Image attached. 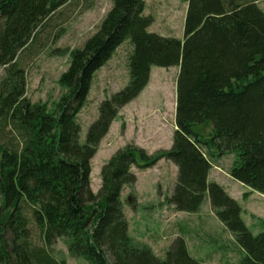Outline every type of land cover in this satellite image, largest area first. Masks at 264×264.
Masks as SVG:
<instances>
[{"label":"trees","instance_id":"obj_1","mask_svg":"<svg viewBox=\"0 0 264 264\" xmlns=\"http://www.w3.org/2000/svg\"><path fill=\"white\" fill-rule=\"evenodd\" d=\"M72 0H0V264H66L51 250L65 239L74 257L90 264H202L179 237L164 260L136 244L121 199L137 177L132 167L172 162L177 183L168 203L197 213L209 195L220 222L246 256L264 264V233L254 236L242 208L210 181L214 162L235 155L229 175L264 196V10L260 0H185L184 37L150 33L145 0H113L111 10L82 49L71 53L59 84L65 90L52 110L26 106L23 55L53 16ZM129 41L130 81L103 101L98 119L80 142L78 115L95 73ZM153 67H179L175 134L170 150L153 156L128 145L101 170V188L90 185L91 160L119 112L148 86ZM211 126L210 139L198 127ZM11 128L18 144L2 143ZM31 222L43 246H35Z\"/></svg>","mask_w":264,"mask_h":264},{"label":"rangeland","instance_id":"obj_2","mask_svg":"<svg viewBox=\"0 0 264 264\" xmlns=\"http://www.w3.org/2000/svg\"><path fill=\"white\" fill-rule=\"evenodd\" d=\"M244 1V0H243ZM185 0H145V15L154 23L150 33L183 39L186 16ZM113 0H72L59 10L46 25L33 47L23 55L26 73V106L46 104L52 110L65 90L61 75L69 68L71 53L82 49L97 32L111 10ZM264 10V0L258 2ZM133 45L126 41L118 47L94 75L87 101L78 115L80 142L86 140L90 126L98 119L103 101L123 90L130 81L129 58ZM179 67H153L148 86L137 99L125 106L113 122L109 133L91 160L90 185L93 193L101 188V170L120 149L135 145L153 156L170 150L176 130L177 80ZM5 68L0 67V81ZM202 138L210 139L212 127H198ZM2 143L18 144L11 128L1 134ZM235 160L230 154L214 162L210 180L222 186L242 208V218L254 236L264 233V196L234 180L229 171ZM137 181L123 188L121 199L129 224V236L141 246H148L164 260L179 237L186 242L188 252L202 264H241L246 256L235 235L218 219L211 207L209 195L197 213L177 212L168 203L177 183L176 166L162 159L150 168L132 167ZM0 196V206H1ZM32 243L43 246L40 231L31 222ZM56 259L66 264H90L74 257L65 239H59L51 250Z\"/></svg>","mask_w":264,"mask_h":264},{"label":"crops","instance_id":"obj_3","mask_svg":"<svg viewBox=\"0 0 264 264\" xmlns=\"http://www.w3.org/2000/svg\"><path fill=\"white\" fill-rule=\"evenodd\" d=\"M185 6H186V10H187V7H188V4H187V2H185ZM211 181V180H210Z\"/></svg>","mask_w":264,"mask_h":264}]
</instances>
